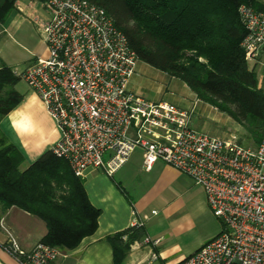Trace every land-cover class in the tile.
<instances>
[{
    "label": "built area",
    "instance_id": "built-area-1",
    "mask_svg": "<svg viewBox=\"0 0 264 264\" xmlns=\"http://www.w3.org/2000/svg\"><path fill=\"white\" fill-rule=\"evenodd\" d=\"M43 51L20 71L60 131L52 153L81 176L89 168L113 176L140 149L142 167L160 160L205 192L221 231L178 264H264V140L255 146L220 139L190 125L191 111L150 102L128 82L138 60L103 8L88 0H39ZM246 61L264 51V11L239 6ZM155 213V211H152ZM142 222L134 214L131 227ZM1 248L18 264H52L59 249H23L0 219ZM145 243L159 239L145 237Z\"/></svg>",
    "mask_w": 264,
    "mask_h": 264
},
{
    "label": "trees",
    "instance_id": "trees-1",
    "mask_svg": "<svg viewBox=\"0 0 264 264\" xmlns=\"http://www.w3.org/2000/svg\"><path fill=\"white\" fill-rule=\"evenodd\" d=\"M103 8L127 39L138 60L183 81L205 103L226 113L242 128L240 139L264 140V90L248 66L239 6L264 11V0H88ZM16 0H0V26ZM19 77L0 57V119L21 99ZM18 150L0 135V210L15 206L45 222L42 243L74 248L96 228L99 210L88 201L83 180L68 162L45 152L21 168ZM118 232L106 239L115 264L129 244Z\"/></svg>",
    "mask_w": 264,
    "mask_h": 264
},
{
    "label": "crops",
    "instance_id": "crops-1",
    "mask_svg": "<svg viewBox=\"0 0 264 264\" xmlns=\"http://www.w3.org/2000/svg\"><path fill=\"white\" fill-rule=\"evenodd\" d=\"M37 7L30 0H16V9L10 17L15 13L25 14L27 11L28 15L33 17V11H36ZM43 48L44 46L38 54ZM248 66L254 71L259 88L264 90V51L260 52L255 61L249 62ZM13 72L16 75L19 73ZM128 88L147 101L171 103L191 113L195 107L203 111H218L212 105L200 101L180 79L140 60L136 61ZM20 94L21 99L11 111L26 97L31 96L32 99L17 117L15 130L8 117L11 111L0 119V135L18 150L22 157L21 168L24 169L51 150L60 138V131L47 113L43 102L31 88L26 90L25 94ZM21 121L25 124L24 128L18 126ZM232 121L235 123L233 128L239 129L240 136L241 126ZM236 137V134H232L230 138L237 140ZM133 152L113 176H107L95 168H89L78 176L83 180V189L89 203L99 210L96 228L91 234L84 236L74 248L56 247L60 255L52 264H115L111 244L106 238L125 231L129 235L136 231L139 237L129 244L122 264H178L202 246L204 240L194 247L186 244L194 221L179 216L183 203L178 202L176 197L165 195L167 187L173 182L188 178L160 160H157L150 170H145L142 167V151L136 150L138 154L135 158H132ZM200 198L203 208L207 211L206 195L202 187ZM135 213L142 225L133 228L131 223ZM0 219L26 250L41 242L46 234L43 220L15 206L5 211L0 210ZM128 234L122 237L123 242L127 241ZM5 236L0 228V264H18L1 248ZM145 237L159 239V242L155 245L145 243Z\"/></svg>",
    "mask_w": 264,
    "mask_h": 264
},
{
    "label": "rangeland",
    "instance_id": "rangeland-1",
    "mask_svg": "<svg viewBox=\"0 0 264 264\" xmlns=\"http://www.w3.org/2000/svg\"><path fill=\"white\" fill-rule=\"evenodd\" d=\"M37 5V10L33 11V17L25 14L15 13L9 17L6 23L0 26V57L10 66L13 71L20 72L30 63L41 51L43 44L38 24L45 21L48 14L43 9L39 0H30ZM16 90L22 94L26 93L30 87L19 79L15 86ZM235 123L225 114L214 110L193 109L190 118V125L200 131L220 139H228L232 134H236L237 142L243 146H252L253 142L240 139L239 132L233 128ZM237 131V132H236ZM136 150H140L136 148ZM136 150L132 158L136 157ZM184 175V174H183ZM186 176V175H184ZM187 177V176H186ZM173 182L167 187L165 195L183 203V208L179 211V216L190 218L194 221V226L189 230L186 244L194 247L204 240L203 244L216 236L221 231L219 220L212 214L208 205L207 211L203 208L200 198L201 186L195 184L189 177ZM211 214V215H209ZM202 244V245H203Z\"/></svg>",
    "mask_w": 264,
    "mask_h": 264
},
{
    "label": "clouds",
    "instance_id": "clouds-1",
    "mask_svg": "<svg viewBox=\"0 0 264 264\" xmlns=\"http://www.w3.org/2000/svg\"><path fill=\"white\" fill-rule=\"evenodd\" d=\"M31 99H32L31 96L26 97L17 108L13 109L8 114L9 121H10L14 130L16 129V125H17V117H19L21 115V112L23 111V109H25L27 107V105L31 101Z\"/></svg>",
    "mask_w": 264,
    "mask_h": 264
},
{
    "label": "snow or ice",
    "instance_id": "snow-or-ice-1",
    "mask_svg": "<svg viewBox=\"0 0 264 264\" xmlns=\"http://www.w3.org/2000/svg\"><path fill=\"white\" fill-rule=\"evenodd\" d=\"M18 126L21 127V128H24L25 127V124H24L23 121H21V122L18 123Z\"/></svg>",
    "mask_w": 264,
    "mask_h": 264
}]
</instances>
